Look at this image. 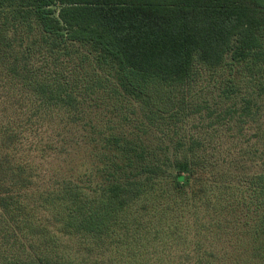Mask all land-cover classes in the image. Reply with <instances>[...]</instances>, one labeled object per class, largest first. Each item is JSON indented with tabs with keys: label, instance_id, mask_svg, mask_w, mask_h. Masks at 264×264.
Segmentation results:
<instances>
[{
	"label": "trees",
	"instance_id": "trees-1",
	"mask_svg": "<svg viewBox=\"0 0 264 264\" xmlns=\"http://www.w3.org/2000/svg\"><path fill=\"white\" fill-rule=\"evenodd\" d=\"M263 105L264 0H0V264H264V152L185 130Z\"/></svg>",
	"mask_w": 264,
	"mask_h": 264
},
{
	"label": "rangeland",
	"instance_id": "rangeland-1",
	"mask_svg": "<svg viewBox=\"0 0 264 264\" xmlns=\"http://www.w3.org/2000/svg\"><path fill=\"white\" fill-rule=\"evenodd\" d=\"M79 59H76L75 62H78ZM68 67L70 69H65L66 74H70V70L74 67L73 64H68ZM205 77H209V73L205 75ZM210 80H212V77H209ZM209 96L207 99L213 104V102L216 100L217 91L212 90L209 91ZM243 94H246V91H243ZM261 102V101H260ZM127 109V112L131 114V120L124 121L125 122V130L128 134H132L134 132H137V129L134 127L135 125H138L140 122H144V118L142 113L140 112V108L138 105L135 106V109L137 111V114L133 115L132 110L133 108L129 107ZM106 112H102V115L105 116ZM224 112L220 111L219 115H214V117H211V119H199L195 118L193 121L189 123V126L186 127V131L193 137L199 138L204 141L208 148L209 152V158L210 160H215L224 158V155H226L229 150L232 148V152L235 155L236 162L239 163L240 166L243 168V171L249 172L248 175L241 176L242 184L240 185L242 190V194H246V188L250 185H252V179L254 178V174L258 172L256 170V167L254 165L253 156L250 154L251 150H253L251 147L255 146V151L258 153L264 152V143L260 142L259 139L256 137L257 132L255 133V128L257 126H263L264 127V105L261 108V112L259 113V123L258 125L249 124L247 123L245 126H238L236 123H231L232 119H229V117L223 116ZM148 139L150 140H158L159 135L158 133L152 131L150 132L148 129H146ZM140 134H143L142 131ZM229 144V146L227 145ZM232 143H234L233 146ZM229 148V149H228ZM260 151H259V149ZM228 151L226 152V150ZM247 150V151H246ZM245 152L246 156H243L240 152ZM216 159V160H217Z\"/></svg>",
	"mask_w": 264,
	"mask_h": 264
}]
</instances>
